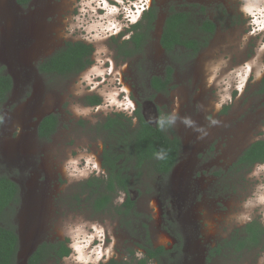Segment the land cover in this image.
Segmentation results:
<instances>
[{
    "label": "rangeland",
    "instance_id": "obj_1",
    "mask_svg": "<svg viewBox=\"0 0 264 264\" xmlns=\"http://www.w3.org/2000/svg\"><path fill=\"white\" fill-rule=\"evenodd\" d=\"M107 2L121 9L116 18L124 23H128L125 16L130 19L138 14L140 21L144 12L156 8L154 29L140 53L130 58L118 54L123 37L131 34V23L115 36L91 44L65 39L64 18L75 13V0H32L26 7L16 0H0V68L13 81L8 102L0 110L5 118L0 124V175L8 176L20 188V204L14 218L20 241L17 264H27V258L41 243L67 245L60 234L62 225L69 216L80 215L107 222L116 240V255L111 260L118 262L136 264L135 251L151 245L172 253L168 255L170 261L162 259L149 264H256L257 256L264 253V245L238 255L222 253L206 260L210 249L246 225L236 223L234 216L243 210L242 201L257 183L247 178L252 169L235 174L230 168L244 149L264 139V93H260L264 52H256L264 36L243 39L249 27L239 11L241 0H148L143 9L144 0ZM172 11L189 13L195 24L207 19L216 25L207 45L195 57L182 50L168 56L160 47L163 23ZM107 22L108 17H104L101 26ZM79 41L92 46L91 65L96 59L111 57L114 72L120 69V83L129 89L136 110L139 105L151 125L155 124L150 117L170 112L178 101L180 115L190 116L208 132L201 139L200 133L177 120L167 131L181 143L179 161L170 175L163 177L144 169L137 178L135 171L129 169L135 213L124 222L111 210L96 213L88 193L80 195V187L87 180L68 184L62 171L67 156L75 155L76 148L83 146L96 153L102 168L103 148L97 142L104 147L110 141L101 125L115 114L128 117L115 111L107 116L100 111L77 117L71 111L73 103L94 107L87 104L90 96H98L101 104L102 94L115 89L114 78L89 73L98 85L95 91H89V85L77 84L87 68L68 77L39 74L37 66L42 61L66 43ZM105 45L107 52L103 51ZM246 61H251V72L241 67ZM168 67L173 69L170 88L156 94L150 79L164 77ZM256 74L259 79H255ZM210 77L215 81L212 86L208 84ZM238 79L247 81L239 99L233 87V102L216 111L218 91ZM80 90L82 95L73 94ZM49 114L59 117L60 126L49 141H42L36 129ZM209 117L220 123L210 126ZM94 177L105 175L89 179ZM121 197L124 201L125 195L119 193L114 206L122 204ZM253 217L252 222L264 227V217L258 209ZM179 242L182 248L177 247Z\"/></svg>",
    "mask_w": 264,
    "mask_h": 264
},
{
    "label": "trees",
    "instance_id": "obj_2",
    "mask_svg": "<svg viewBox=\"0 0 264 264\" xmlns=\"http://www.w3.org/2000/svg\"><path fill=\"white\" fill-rule=\"evenodd\" d=\"M30 0H17L25 6ZM157 20V10L153 6L144 12L140 21L131 26V36L123 40L118 48V54L130 58L142 50L149 34L154 29ZM216 25L210 20H203L198 24L191 21L187 12L172 11L164 20L160 37V47L168 56L176 51L186 52L187 56L195 57L207 45ZM93 48L83 42H68L63 48L42 61L37 70L43 76L68 77L83 72L91 65ZM173 69L168 67L164 77L153 76L150 87L154 93H164L170 88ZM13 89L11 77L0 68V110L8 102ZM260 93H264V77L260 83ZM87 104L97 106L101 100L98 96L86 98ZM137 123L132 126L131 117L115 114L108 117L101 125L108 140L102 149L101 165L106 173L102 178H91L80 187V195L88 193L92 198L91 207L96 213L113 211L125 221L134 215L135 200L130 197L131 176L129 169L135 171L139 178L142 170L150 169L159 176H168L175 168L180 158L181 143L178 138L167 132H160L155 125H151L141 113L140 106L134 113ZM58 116L49 114L38 123L36 133L38 139L49 141L58 129ZM161 148L167 150V158L158 161L154 152ZM264 163V139L255 141L243 150L241 155L231 166L230 171L235 174L250 171L255 164ZM119 193L125 195L123 203L114 206V200ZM20 204V188L6 175H0V264H17L20 241L14 225L17 207ZM264 245V227L254 221L237 230L229 239L223 240L208 252L207 262L222 253L241 254L245 251L259 249ZM179 242V248H182ZM174 247V248H177ZM144 258L136 264H149L160 260H169L172 250L163 247L153 248L151 245L142 246ZM65 243H41L27 258V264H45L48 261L58 263L68 254ZM178 259V257H176ZM109 264H126L110 260Z\"/></svg>",
    "mask_w": 264,
    "mask_h": 264
},
{
    "label": "clouds",
    "instance_id": "obj_3",
    "mask_svg": "<svg viewBox=\"0 0 264 264\" xmlns=\"http://www.w3.org/2000/svg\"><path fill=\"white\" fill-rule=\"evenodd\" d=\"M117 4L120 0H116ZM148 0H144L141 8L147 7ZM75 13L70 17L64 18V38H72L77 40L87 41L89 44L94 43L97 40H107L109 36H115L121 31L122 28L127 27L128 23L135 24L139 20V15H135L130 19L125 16L124 20L128 23H124L117 19V14L121 9L110 5L107 0H75L73 4ZM103 10L98 11V10ZM239 11L247 18L249 31L243 37L247 40L252 36H264V0H241ZM104 17H108V22L101 26V21ZM101 33H105L101 35ZM130 33L123 37L124 40L130 38ZM99 50H97L98 52ZM104 52H107V46L103 48ZM256 52H264V39H261L258 43ZM94 55L96 53L94 52ZM255 59V56L253 57ZM107 64V67H103ZM241 67H244L248 72H251V61H246ZM89 73L98 75L100 77L114 78L116 85L115 89L101 96L102 103L95 107H85L79 104H71V111L77 117L88 116L94 112L103 111L104 115H108L110 111L122 112L128 117H131L133 125L137 123L134 115L136 111V103L131 98L129 89L120 83L119 74L120 69L113 70V61L111 57L105 59H96L95 62L89 66L84 73L81 74L80 80L77 84L84 83L89 85V91H95L98 85L93 83V80L89 78ZM240 74L237 73V76ZM260 75L256 74L255 79H259ZM214 80L210 77L208 80L209 86L214 84ZM245 80H236L233 83L224 87L223 91H218V99L215 103V110L219 111L226 104L233 102L232 90L233 87L237 92L236 99H239V95L243 93L245 86ZM103 83V80L100 81ZM76 96L83 94V91H75L73 93ZM4 116L0 115V124L4 123ZM150 122L154 123L156 128L160 132H167L168 128L175 125L177 120L186 128H191L194 131L200 133L199 138H203L208 135L205 128L198 126L190 116H181L179 113V104L176 101L170 112H165L163 115L149 118ZM95 122V121H93ZM210 126H215L220 121L209 117ZM98 147L103 148V144L99 141ZM154 158L158 161L165 160L167 158V150L161 148L154 152ZM63 174L68 184L79 183L88 180L93 175H106L100 166V162L95 152L90 151L88 147H77L75 155L69 154L62 165ZM249 180H256L257 183L254 189L248 197H246L242 203L243 209L234 216L236 223L238 224H250L253 221V212L259 210V214L264 217V163H257L248 173ZM123 203V198L119 200ZM61 236L67 241L68 254L61 258L62 264H109V260L113 258L115 253V237L112 235L111 227L107 226V222H101L99 220H90L86 217L69 216L64 221L61 232ZM135 258L141 260L144 258V252L140 250L135 251ZM127 257H125V260ZM256 264H264V253L257 256Z\"/></svg>",
    "mask_w": 264,
    "mask_h": 264
},
{
    "label": "flooded vegetation",
    "instance_id": "obj_4",
    "mask_svg": "<svg viewBox=\"0 0 264 264\" xmlns=\"http://www.w3.org/2000/svg\"><path fill=\"white\" fill-rule=\"evenodd\" d=\"M32 0H30L25 6H23V5H21V4H19L18 2H17V0H16V3L18 4V5H20L21 7H26L30 2H31ZM263 79V78H262ZM13 90V89H12ZM95 107V106H94ZM58 128H59V126H60V119H59V117H58Z\"/></svg>",
    "mask_w": 264,
    "mask_h": 264
}]
</instances>
